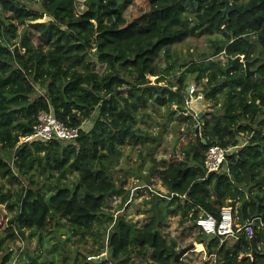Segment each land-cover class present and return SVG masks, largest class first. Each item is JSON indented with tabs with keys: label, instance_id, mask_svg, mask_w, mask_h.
I'll return each mask as SVG.
<instances>
[{
	"label": "trees",
	"instance_id": "trees-1",
	"mask_svg": "<svg viewBox=\"0 0 264 264\" xmlns=\"http://www.w3.org/2000/svg\"><path fill=\"white\" fill-rule=\"evenodd\" d=\"M227 1L85 0L86 9L77 13V0H0V178L27 177L38 166L48 173L46 180L57 182L55 189L47 186V196L46 184L32 179L18 198L21 235L44 230L51 218H67L74 235L98 237V224L109 219L110 264H126L132 254L149 248L148 264H183L176 261V240L161 231L167 216L180 215L183 225L189 220V229L198 230L195 241L216 257L215 264H264V0ZM35 3L39 9L31 7ZM21 29L20 43L11 44L8 38ZM196 32L221 33L225 41H213L210 54L181 64L185 71L175 82L160 85L174 70V64L158 65L160 53L172 61L173 47ZM221 53L225 63L210 59ZM245 55L255 60L251 70L259 74H247ZM187 74H196L198 83L207 80L205 98L220 108L207 114L200 131L194 114L185 116L190 127L179 132L165 168L159 169L154 158L153 173L139 178L151 184L159 174L167 194L163 207L161 196H155L152 221L138 228L124 212L115 218L105 211L109 197L120 196L118 211H123L131 196L117 185L111 166L129 142L155 156L164 133L142 129L136 113L153 101L167 107L171 120L175 107L185 108ZM42 112L80 127L79 138L21 142L34 133ZM90 119L94 126L86 131L82 126ZM241 135L249 137L243 146ZM213 145L240 148L228 155L226 169L206 176L205 155ZM70 171L79 173L73 186L64 183ZM237 199L240 226L235 228L242 229L235 242L229 237L222 242L197 226L202 212L219 218L222 208L235 206ZM14 222L0 210V235ZM5 241L0 238V251ZM12 258L8 253L0 264Z\"/></svg>",
	"mask_w": 264,
	"mask_h": 264
},
{
	"label": "rangeland",
	"instance_id": "rangeland-1",
	"mask_svg": "<svg viewBox=\"0 0 264 264\" xmlns=\"http://www.w3.org/2000/svg\"><path fill=\"white\" fill-rule=\"evenodd\" d=\"M235 0H230L232 3ZM230 3V4H231ZM32 8L39 9L40 4L35 3L31 5ZM86 9L85 0H77L75 10L77 13L83 12ZM49 20L45 18V21ZM23 29L19 32V35L15 38L9 37L8 40L11 44H19ZM198 32V31H197ZM194 33L185 42L177 44L173 47V59L170 62H166L164 53L161 52L157 58V63L161 68H168L171 64H174V70L172 74L166 77V81L160 83L164 85L167 81L171 80L175 82V78L180 75L185 69L180 68L181 64L189 63L190 61H199L203 54H210L214 47L213 41L223 43L225 37L221 34L215 35H198ZM32 40L38 44L37 35L32 36ZM258 55V51L255 53ZM244 58V57H243ZM242 58V60H243ZM213 61H221L225 63L227 58L224 53L210 58ZM255 63L251 65L254 67ZM175 72V73H174ZM196 74H187L186 83L188 84V90L191 86L196 87L198 94L204 96V104L199 102H192L186 106L189 112L179 110L175 107L177 114L174 115L170 120V115L167 107L153 106L151 101L145 109H141L136 113L137 125L142 129L147 130L151 134L157 135L163 134V142L160 147V152L157 156L159 160L166 161L168 153L172 151L174 142L179 132L186 130L190 127V124L184 122V117L189 114H194L196 120L195 128L198 131L204 126L205 122L209 119L207 114L219 109L214 102L208 101L204 95V88L207 80H203L198 83L196 81ZM156 78H152L155 83ZM127 94V93H126ZM189 97V94H188ZM187 97V99H188ZM223 95H221V101H223ZM202 105L201 108H196L198 105ZM198 110H201L203 115L199 117ZM193 111V112H192ZM94 126V120L90 119L86 121L82 128L86 131H90ZM166 129V131H165ZM165 131V132H164ZM240 139L244 145L249 137L247 135H241ZM23 142V138L21 139ZM122 155L115 160L111 166V174L114 177L118 186H122L131 192L130 203L125 207V210L118 211L121 204V197H109L105 202V211L109 214H115V218L120 212H124L127 220L135 223L138 228L146 226L152 221L153 211L152 206L155 204V196H161L160 204L161 207L165 206V202L162 200L164 194H167L166 189L162 186L160 179L157 176L151 177V184H145L138 179V176H147L151 171L153 161L150 156H145V149L141 148V145H132L131 142L121 147ZM142 153L145 157L142 158ZM12 163V160H10ZM163 166V165H162ZM227 163L224 164L222 172L226 169ZM263 173H264V167ZM137 170V172H136ZM45 173H48L44 169L35 166L33 171L27 177H17L13 179L0 178V210L3 211L8 220L12 219L16 222L8 223L6 227L1 231L0 238H6L1 251H0V262L3 258L12 253V261L10 264H94V258L106 255L98 264H110L109 256L107 252V239L110 231L109 219H104L102 223L98 224L97 229L99 230V236L94 237L92 234L81 237L74 235L69 229L68 219L54 220L50 219L47 227L41 231H30L25 230L24 235L20 234L19 224V204L17 205L18 198L25 195L26 190L30 186V181L33 179L44 182V189L47 191V196L50 194V189L47 186H51V189H55L57 182L55 178L46 180ZM138 174V176H137ZM31 178H28L30 177ZM79 179V173L77 171H70L67 179L64 183L69 186H73ZM240 199L236 201L235 206H232L234 210V220L236 226H240L238 210L240 206ZM12 206H14L12 208ZM224 208V207H223ZM118 211V212H117ZM165 211V209H163ZM189 218L191 216H188ZM181 216L170 215L167 216L165 223L161 227L163 236L168 239H174L177 242L175 249L176 261L183 264H215V256H209L205 247L199 252L197 248V242L195 241L198 234V230L191 231L189 226L192 225L191 221L185 222V225L181 223ZM187 220V219H186ZM241 227L236 231L233 237H229L231 243L237 240V232L241 231ZM247 231L251 233V228ZM11 233H14L12 237H9ZM102 246L103 249L101 248ZM184 251V253H183ZM249 255L251 251L249 250ZM153 249L149 248L144 254L134 253L128 259L126 264H148L152 261ZM78 258V259H77Z\"/></svg>",
	"mask_w": 264,
	"mask_h": 264
},
{
	"label": "built area",
	"instance_id": "built-area-1",
	"mask_svg": "<svg viewBox=\"0 0 264 264\" xmlns=\"http://www.w3.org/2000/svg\"><path fill=\"white\" fill-rule=\"evenodd\" d=\"M188 94L190 100L186 103V106L190 105L195 100H204V96L198 94V91L194 86L189 88ZM38 120L39 123L35 126L34 133L28 137H24L23 142H31L38 139L44 141H52L56 139L70 142L75 141L80 136V127H69L62 121L58 120L52 112H42L39 115ZM240 146L229 148L220 145L210 146L206 152L204 160L206 176L212 173H220L224 164L227 162L228 155L238 152ZM234 218L233 208L231 206H226L222 208L219 218L212 213L204 211L195 219V222L206 234L221 236V241L223 242L225 238L236 234Z\"/></svg>",
	"mask_w": 264,
	"mask_h": 264
},
{
	"label": "water",
	"instance_id": "water-1",
	"mask_svg": "<svg viewBox=\"0 0 264 264\" xmlns=\"http://www.w3.org/2000/svg\"><path fill=\"white\" fill-rule=\"evenodd\" d=\"M223 1L225 3L228 2L227 0H223ZM243 62L245 64V69H246L247 74H252V75L259 74V70L258 69L251 70V65H253L255 63V60H253V61L247 60V57L245 55L244 58H243ZM188 92H189V90H188ZM189 100H190V97H188V99L186 100L185 104L188 103ZM179 110L189 112L188 108H184V109L179 108ZM202 115H203V113L200 112L199 117H201ZM183 253H184V251H183ZM105 258H106V255H103L101 257L94 258V260H96V262H100V261H102Z\"/></svg>",
	"mask_w": 264,
	"mask_h": 264
},
{
	"label": "crops",
	"instance_id": "crops-1",
	"mask_svg": "<svg viewBox=\"0 0 264 264\" xmlns=\"http://www.w3.org/2000/svg\"><path fill=\"white\" fill-rule=\"evenodd\" d=\"M193 102H197L196 100L195 101H193ZM199 102H201V103H203L204 104V101L202 100V101H198V103ZM202 107V105L200 104V105H198L196 108H201ZM193 112V111H192ZM200 112H202L201 110H198L197 111V113H199L200 114ZM163 142V141H162ZM161 145H162V143H161ZM161 145L158 147V149L156 150V153H155V156L154 157H152V156H150L151 157V159H152V161L154 160V158L156 159V161L158 162V168L159 169H164L165 168V160L164 161H162V160H159L160 158L157 156V154L160 152V147H161ZM145 151V150H144ZM138 152H139V154H141L142 155V158L144 159V157L145 156H147L148 154L146 153L147 152V150H146V152H145V156L142 154V153H140V151L138 150ZM149 156V155H148ZM153 164H154V161H153ZM163 165V166H162ZM136 172H137V170H136ZM137 176H138V174H137ZM141 176H143L142 174H141ZM141 176H138V179L141 177ZM157 176V175H156ZM158 178H159V174H158ZM160 179V178H159ZM161 181V180H160ZM162 183V182H161ZM162 186L165 188V186L162 184ZM166 189V188H165ZM167 191V190H166ZM166 195V194H165ZM202 245V244H201ZM202 247H203V245H202ZM200 252V251H199Z\"/></svg>",
	"mask_w": 264,
	"mask_h": 264
},
{
	"label": "bare ground",
	"instance_id": "bare-ground-1",
	"mask_svg": "<svg viewBox=\"0 0 264 264\" xmlns=\"http://www.w3.org/2000/svg\"><path fill=\"white\" fill-rule=\"evenodd\" d=\"M197 248H198V250H199V251L203 250V247H202V245H201V244H199V243L197 244Z\"/></svg>",
	"mask_w": 264,
	"mask_h": 264
}]
</instances>
